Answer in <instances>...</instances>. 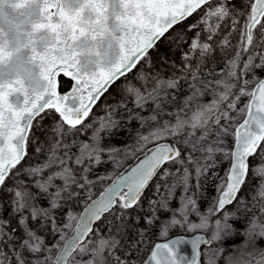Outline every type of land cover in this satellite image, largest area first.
Instances as JSON below:
<instances>
[{"label":"snow or ice","instance_id":"1","mask_svg":"<svg viewBox=\"0 0 264 264\" xmlns=\"http://www.w3.org/2000/svg\"><path fill=\"white\" fill-rule=\"evenodd\" d=\"M0 264H264V0H0Z\"/></svg>","mask_w":264,"mask_h":264},{"label":"water","instance_id":"2","mask_svg":"<svg viewBox=\"0 0 264 264\" xmlns=\"http://www.w3.org/2000/svg\"><path fill=\"white\" fill-rule=\"evenodd\" d=\"M5 30L7 31V27H5ZM9 39L11 40V47L12 48H17V47H20L23 44V42L25 41L26 38L23 36V34H21L20 37H19V39H17L15 33H10L9 34ZM16 63H17V58L14 56L13 59H12V64L15 65ZM109 183L110 182H108L104 186V188L108 187L109 186ZM170 238H176V237L173 235ZM157 242H167V241L166 240H159ZM185 250L187 251L188 249H185Z\"/></svg>","mask_w":264,"mask_h":264},{"label":"trees","instance_id":"3","mask_svg":"<svg viewBox=\"0 0 264 264\" xmlns=\"http://www.w3.org/2000/svg\"><path fill=\"white\" fill-rule=\"evenodd\" d=\"M170 46L167 42H164L160 45L157 55L159 56H168L169 57V50ZM63 87L67 88L69 85V81L65 78L62 80Z\"/></svg>","mask_w":264,"mask_h":264},{"label":"rangeland","instance_id":"4","mask_svg":"<svg viewBox=\"0 0 264 264\" xmlns=\"http://www.w3.org/2000/svg\"><path fill=\"white\" fill-rule=\"evenodd\" d=\"M178 56H179V53H178V52H172V51L169 52V57H170L171 59H178ZM107 183H108V181H106L105 183L101 184L99 187H100L101 189H103L104 186H105Z\"/></svg>","mask_w":264,"mask_h":264}]
</instances>
